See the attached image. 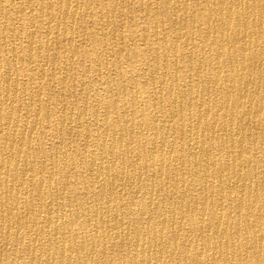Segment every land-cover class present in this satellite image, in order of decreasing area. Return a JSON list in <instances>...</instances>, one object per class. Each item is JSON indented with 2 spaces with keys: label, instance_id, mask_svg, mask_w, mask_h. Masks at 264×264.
Masks as SVG:
<instances>
[{
  "label": "bare ground",
  "instance_id": "6f19581e",
  "mask_svg": "<svg viewBox=\"0 0 264 264\" xmlns=\"http://www.w3.org/2000/svg\"><path fill=\"white\" fill-rule=\"evenodd\" d=\"M0 16V264H264V0Z\"/></svg>",
  "mask_w": 264,
  "mask_h": 264
},
{
  "label": "rangeland",
  "instance_id": "374dc122",
  "mask_svg": "<svg viewBox=\"0 0 264 264\" xmlns=\"http://www.w3.org/2000/svg\"><path fill=\"white\" fill-rule=\"evenodd\" d=\"M20 4H21V3L18 2L17 6L20 5ZM26 10H27V9H26ZM17 17H21V15L18 14V15L16 16V18H17ZM0 20H1V21H0V24L3 23V24H8V25H10V23H9L6 19H4L3 17H1V16H0ZM3 20H4V21H3ZM1 22H2V23H1ZM4 22H6V23H4ZM15 22H16V21H15ZM10 26H11V25H10ZM7 32L10 33V29L7 30ZM46 143H47V141H46ZM1 242H4V240H3V237L0 236V243H1ZM7 248L9 249V248H10V245H9V246L7 245Z\"/></svg>",
  "mask_w": 264,
  "mask_h": 264
}]
</instances>
